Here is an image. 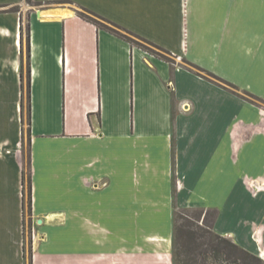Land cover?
<instances>
[{
  "label": "crops",
  "instance_id": "obj_1",
  "mask_svg": "<svg viewBox=\"0 0 264 264\" xmlns=\"http://www.w3.org/2000/svg\"><path fill=\"white\" fill-rule=\"evenodd\" d=\"M35 1L26 28L22 10L0 11L8 148L22 141L29 30L33 264H175L185 206L215 208L214 230L264 259V0ZM23 186L17 151H0V264H25Z\"/></svg>",
  "mask_w": 264,
  "mask_h": 264
},
{
  "label": "trees",
  "instance_id": "obj_2",
  "mask_svg": "<svg viewBox=\"0 0 264 264\" xmlns=\"http://www.w3.org/2000/svg\"><path fill=\"white\" fill-rule=\"evenodd\" d=\"M29 3L35 4V5H41V1H35V0H27ZM83 8V7H82ZM13 11H18V10H13ZM78 14L95 24H97L99 27L105 28L109 30L110 32L118 35L119 37L126 39L130 41L133 44H137L144 49L154 53L155 55L168 60V61H173V56L172 54L166 50L165 48L155 44L154 42L141 37L134 33L131 30L126 29L125 27L117 24L114 21H111L107 19L106 17H103L102 15H99L89 9L83 8V11H78ZM102 22V23H101ZM21 34H22V44L24 42V27L21 25ZM130 35L136 36L140 39H142L145 43L153 46L156 48L158 51H154L150 49L149 47L140 44L139 42L133 40ZM30 43H29V30L27 32V60H28V70H27V78H28V84H27V91H28V122L30 123V82H31V75H30ZM191 66H194L198 69H201L197 65L187 61ZM207 74L217 77L216 75L207 72ZM22 77L24 76L23 71H22ZM227 85L236 87L232 83L226 82ZM22 112H23V103H22ZM26 174H25V169L23 167V183L25 182ZM29 189H30V195H31V190H32V179H31V173L29 175ZM25 206V203H24ZM216 213L214 215V218L210 221H208V211H205V217H204V222L203 224L200 223H193L195 224L198 228H200L203 231L208 232L210 235V239L207 242H202L197 240V232L195 230H188L187 231V237L189 238V244L194 243L196 245L195 249H200V251L193 253L191 249H189L190 245L185 244L180 241L178 237V227L176 225L175 227V233H174V246H175V259L178 264H226V263H236L238 260H241V256L243 257L244 262L247 264H264V259L260 258L257 254L245 249L232 239L223 236L219 233H217L214 230V221L217 217V210H215ZM29 212L31 214L32 212V201L31 197L29 200ZM203 212V211H202ZM198 218H201V216ZM204 227H208V230H205ZM240 255V256H239Z\"/></svg>",
  "mask_w": 264,
  "mask_h": 264
},
{
  "label": "rangeland",
  "instance_id": "obj_3",
  "mask_svg": "<svg viewBox=\"0 0 264 264\" xmlns=\"http://www.w3.org/2000/svg\"><path fill=\"white\" fill-rule=\"evenodd\" d=\"M38 5H35L32 3H29L27 0H23V4H13V5H8L7 7L3 8V6H0V11L3 9H7L8 11H13V10H22L23 11V17H24V22H25V28H26V17L28 11L25 9L28 7H36ZM22 8V9H21ZM102 23V22H101ZM130 37L133 38V40L139 42L140 44H143L150 49L154 51L156 50L155 47L145 43L142 39L130 35ZM24 59H23V120H22V141L18 144V146H11L9 145V148L6 145L1 144L0 145V151H17L19 155V159L22 162V166L25 169V182L23 183V197H24V250H25V264H33V249H34V243H35V238H36V231L38 226L37 221L35 218L32 216V212L30 214L29 212V200L31 197L32 201V190H31V195H30V189H29V175L30 173L32 174V168H31V139H30V127H29V122H28V91H27V84H28V78H27V70H28V60H27V33L26 29L24 32ZM187 64V63H184ZM188 65V64H187ZM233 84V83H232ZM234 85V84H233ZM236 86V85H235ZM233 91L239 90V87H233L232 85L229 86ZM262 103V102H260ZM251 189L256 193L257 191L254 190L253 187ZM215 208H202V207H175L173 210V232L175 233V227L177 225L178 227V237L180 241L185 244H189V238L187 237V231L188 230H195L197 232V240L202 241V242H207L210 239V235L208 232L201 230L198 228L195 224L200 223L203 224L204 222V217H205V211H208V221L212 220L214 218V215L216 213ZM203 211V212H202ZM198 216L201 218H198ZM195 223V224H193ZM205 230H208V227H204ZM174 233H173V247H172V259L175 264H178L176 259H175V246H174ZM191 251L193 253H196L200 251V249H195L196 245L194 243L189 244ZM240 256V255H239ZM259 256V255H258ZM262 258L261 256H259ZM241 260H238L236 263H226V264H247L244 262L243 257H240ZM263 259V258H262Z\"/></svg>",
  "mask_w": 264,
  "mask_h": 264
},
{
  "label": "built area",
  "instance_id": "obj_4",
  "mask_svg": "<svg viewBox=\"0 0 264 264\" xmlns=\"http://www.w3.org/2000/svg\"><path fill=\"white\" fill-rule=\"evenodd\" d=\"M251 183H252L251 184V187H253L254 190L257 191L259 188H258V185L256 184V182L255 181H252Z\"/></svg>",
  "mask_w": 264,
  "mask_h": 264
}]
</instances>
